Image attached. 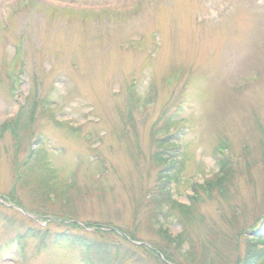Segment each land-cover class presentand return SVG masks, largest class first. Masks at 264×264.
Masks as SVG:
<instances>
[{
    "label": "rangeland",
    "instance_id": "374dc122",
    "mask_svg": "<svg viewBox=\"0 0 264 264\" xmlns=\"http://www.w3.org/2000/svg\"><path fill=\"white\" fill-rule=\"evenodd\" d=\"M17 202L169 264H264V0H0V264L99 242Z\"/></svg>",
    "mask_w": 264,
    "mask_h": 264
},
{
    "label": "trees",
    "instance_id": "16d2710c",
    "mask_svg": "<svg viewBox=\"0 0 264 264\" xmlns=\"http://www.w3.org/2000/svg\"><path fill=\"white\" fill-rule=\"evenodd\" d=\"M20 119H21L20 115L17 114L16 119L14 120L15 122L13 121L14 125H17L19 123ZM157 159L159 161H162L163 155L158 154ZM23 178L20 175L17 178L16 184L21 182L23 180ZM225 178L226 177H223L218 181L220 183H222ZM23 182H24V180H23ZM17 186H18V184L13 188V190H15L17 188ZM51 189H53V187H51ZM161 192L166 194V197H163V199L166 198L168 200L167 202L170 205H173V206L175 205V206L179 207V209L182 211V213L184 215H188L190 213V207H189L190 205L188 206L186 204L172 200L169 191L167 192L165 190V186L164 187L161 186ZM13 193H14V191H13ZM9 198L12 201V200H14L15 196L10 195ZM159 200H160V197H159ZM5 202H9V200L5 201ZM158 202H159V204H158L159 208L163 209V204L165 202H163L162 200H160ZM16 205L21 208L20 210L23 213H26L29 215L32 214L34 218L40 219L41 221H46L47 223L49 221L53 222V223L56 222V224H61V225H65L66 227H70L73 229L77 228L80 230H84V228H86V227H92L93 226L92 228H94V230H93V232L91 231V233L96 234V238H97V236H98V239L100 238L99 242L97 240H95V241H92L90 239L88 240L85 237H82L81 235L76 234L72 230L66 231V236L71 237L69 239L71 244L75 245L76 247H80L81 249H84L86 252L91 251V254H89V255H86L84 253L82 260H81L82 264H127V261L131 260L132 257L148 258L153 264H169V262H172V259L170 258L168 253H166L163 250L157 249L155 246L152 247V246H149L148 244H137V243L135 245L134 243L136 242L137 238L135 237L134 233L131 236L129 234H126L123 230H121L117 227H114V226H110V225L109 226H101V225H97V224H90L88 226V224H86L84 228H81L75 223V220H73L72 217H69L70 215L66 216L62 212L56 213V215L54 217H52V216L50 217V216H48V213L50 215V212L52 210H47V211L45 210L44 213L43 212L42 213L32 212L30 210H27L26 207H24L23 203H21V202H17ZM136 214H137V212L135 213V215ZM43 217H47V218H43ZM30 228H29V230H32V228L31 229ZM109 233H111L113 236H115L116 239L112 238V239L107 240L106 238H104V235H109ZM140 250H143L145 255H142V253L139 252ZM121 252H123L122 253L123 255L121 254ZM247 257L249 258V255H247ZM137 260H139V259H137ZM245 264H247V263H245Z\"/></svg>",
    "mask_w": 264,
    "mask_h": 264
}]
</instances>
